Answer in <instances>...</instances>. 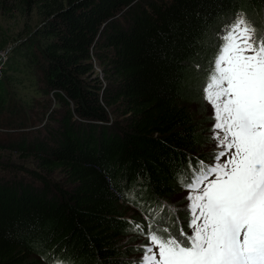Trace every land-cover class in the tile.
Here are the masks:
<instances>
[{
  "label": "trees",
  "instance_id": "obj_1",
  "mask_svg": "<svg viewBox=\"0 0 264 264\" xmlns=\"http://www.w3.org/2000/svg\"><path fill=\"white\" fill-rule=\"evenodd\" d=\"M238 10L264 37V0H0L33 33L2 62L0 107L52 98L39 128L0 142L36 167L0 171V264H134L141 244L120 241L136 218L186 229L172 195L206 157L204 80Z\"/></svg>",
  "mask_w": 264,
  "mask_h": 264
},
{
  "label": "snow or ice",
  "instance_id": "obj_2",
  "mask_svg": "<svg viewBox=\"0 0 264 264\" xmlns=\"http://www.w3.org/2000/svg\"><path fill=\"white\" fill-rule=\"evenodd\" d=\"M204 91L220 150L179 178L191 235L131 222L146 240L134 264H264V37L243 13L220 38Z\"/></svg>",
  "mask_w": 264,
  "mask_h": 264
},
{
  "label": "rangeland",
  "instance_id": "obj_3",
  "mask_svg": "<svg viewBox=\"0 0 264 264\" xmlns=\"http://www.w3.org/2000/svg\"><path fill=\"white\" fill-rule=\"evenodd\" d=\"M243 13L248 20L246 14L244 11L238 10L233 13V16L230 20L224 22L220 26V30H218V43L220 44V38L224 34V31L226 27L230 24H232L237 17L238 14ZM249 21V20H248ZM250 22V21H249ZM251 23V22H250ZM252 24V23H251ZM31 26V22L28 18L18 15L16 12L14 13H2L0 11V44L4 43L3 47L0 48V67L2 66V62L7 61L10 57V48L16 44L19 43L26 37H29V39L33 38V33L32 31H29L28 29ZM261 27L264 29V22L263 24L261 23ZM31 32V33H30ZM17 39V40H16ZM17 47V45H16ZM95 70H98V66L95 64L94 65ZM1 70V69H0ZM1 75V71H0ZM204 87H203V92L204 96L202 95V101L204 103V109L202 110V114L205 115L206 113L210 115V120L209 122H206V126L202 127V134L208 135L207 137V142L204 144L203 153H205L206 157L202 158L203 161L206 163H212L213 162V155L215 152L219 151L220 148L217 145V142L213 139V131H212V125L214 123V118H213V108L212 106L206 102L205 100V86L208 82L207 80H204ZM26 82V81H25ZM27 94H30V90L26 87L23 88ZM25 93V92H24ZM21 93V94H24ZM16 98H10V103L5 106L4 108L0 107V142H5L9 140L13 135L19 134L22 135L23 133H26L27 131H30L32 127L37 126L39 128L42 123L45 120L47 114L44 113V108L46 105H40L41 101H46L48 102L46 97H50V95L44 96V95H39L37 98H30L29 103L30 106L24 105L21 103L20 100V95H17L15 92L13 93ZM50 100L52 101V98L50 97ZM52 104L55 105V103L52 102ZM193 106L196 108L198 107L195 103H193ZM110 115H112L110 113ZM48 117V116H47ZM54 123V122H53ZM18 128V132L14 133L13 129ZM33 129V128H32ZM209 147V149H207ZM200 155V154H198ZM223 159V158H222ZM5 168H0V171L2 170L6 174H9L10 169L13 167H22L26 170H34L36 169L35 164L33 162V159L31 156L27 155L26 152L22 151H11L6 148H1L0 147V165L1 164ZM17 171L19 174H25L24 170L20 171L17 168ZM52 176L54 178H58V175L56 173H53ZM188 195V192L186 189L181 188L177 193L173 194V199H179L178 205H182L185 203V206L188 205V201L185 199V197ZM170 200V202L172 201ZM173 203H170L169 206L170 208L174 209L172 207ZM178 207V206H176ZM127 216H130V214L135 215L137 210L134 209V207L128 206L127 208ZM190 214V213H189ZM135 220H138L141 224V220L136 218ZM146 223V222H145ZM184 229V228H183ZM185 232L188 233V235H191V229H189L188 224L186 226V229H184ZM137 236L132 238L129 236H126L125 238L121 239L120 242H123V245L125 244H131L132 246H139L140 244H143V239L144 237L136 234ZM139 247L137 250L133 251V253L130 255V257L133 259H139V257L142 255L140 251H138ZM40 261L45 264L46 262ZM48 264H53V263H48Z\"/></svg>",
  "mask_w": 264,
  "mask_h": 264
}]
</instances>
